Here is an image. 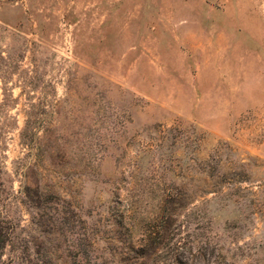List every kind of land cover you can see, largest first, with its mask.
Masks as SVG:
<instances>
[{
    "label": "rangeland",
    "instance_id": "1",
    "mask_svg": "<svg viewBox=\"0 0 264 264\" xmlns=\"http://www.w3.org/2000/svg\"><path fill=\"white\" fill-rule=\"evenodd\" d=\"M145 241L264 264V0H0V264Z\"/></svg>",
    "mask_w": 264,
    "mask_h": 264
},
{
    "label": "trees",
    "instance_id": "2",
    "mask_svg": "<svg viewBox=\"0 0 264 264\" xmlns=\"http://www.w3.org/2000/svg\"><path fill=\"white\" fill-rule=\"evenodd\" d=\"M3 246H0V253L2 252ZM162 249V248H161ZM161 249L159 247V244L157 243L156 246L152 244H148L145 241V244L141 246V248L137 250H131L133 255L131 258L126 260L122 264H173L174 262H168L167 260L162 259V255H159L161 252ZM41 253L39 251L34 252V257L38 258L41 257ZM152 256H155V260L152 259ZM9 262V263H8ZM7 263L4 264H51V262H45L40 260L35 261H12L11 259Z\"/></svg>",
    "mask_w": 264,
    "mask_h": 264
}]
</instances>
